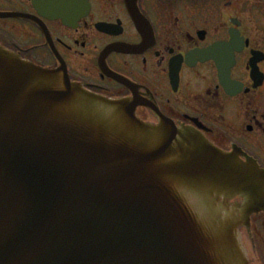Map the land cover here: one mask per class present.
<instances>
[{
    "label": "water",
    "instance_id": "water-1",
    "mask_svg": "<svg viewBox=\"0 0 264 264\" xmlns=\"http://www.w3.org/2000/svg\"><path fill=\"white\" fill-rule=\"evenodd\" d=\"M263 204L249 160L0 46V264H249Z\"/></svg>",
    "mask_w": 264,
    "mask_h": 264
},
{
    "label": "flooded vegetation",
    "instance_id": "flooded-vegetation-1",
    "mask_svg": "<svg viewBox=\"0 0 264 264\" xmlns=\"http://www.w3.org/2000/svg\"><path fill=\"white\" fill-rule=\"evenodd\" d=\"M72 2L63 21L0 0V45L264 170V0ZM240 232L250 264H264V208Z\"/></svg>",
    "mask_w": 264,
    "mask_h": 264
}]
</instances>
